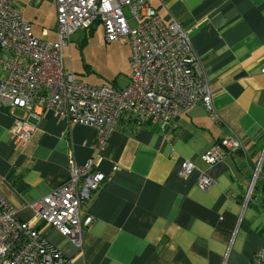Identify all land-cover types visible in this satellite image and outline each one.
Segmentation results:
<instances>
[{
	"label": "crops",
	"instance_id": "0c3cea01",
	"mask_svg": "<svg viewBox=\"0 0 264 264\" xmlns=\"http://www.w3.org/2000/svg\"><path fill=\"white\" fill-rule=\"evenodd\" d=\"M148 2L165 24L175 18L184 27L211 89L215 118L197 104L176 128L168 122L132 127L119 119L95 161L106 179L82 208V218L93 217L82 246L42 222L36 227L72 264H253L263 242L264 182L254 183L246 201L244 165L252 171L264 166V0ZM31 4L56 21L55 0ZM41 34L56 39L43 26ZM14 123L0 108V194L20 219L34 221L29 203L67 179L70 153L78 164L92 155L95 128L47 109L21 144L10 135ZM228 133L243 147L205 163L201 155ZM184 159L195 170L179 177ZM201 174L213 180L206 189L199 187Z\"/></svg>",
	"mask_w": 264,
	"mask_h": 264
},
{
	"label": "built area",
	"instance_id": "2783aa9c",
	"mask_svg": "<svg viewBox=\"0 0 264 264\" xmlns=\"http://www.w3.org/2000/svg\"><path fill=\"white\" fill-rule=\"evenodd\" d=\"M56 40L33 35L31 24L10 0H0V108L15 119L9 129L14 141L26 144L44 110L70 122L95 128L93 153L82 164L68 155L69 175L56 188L29 203L34 221L19 218L17 210L0 194V264H72L36 227V221L57 230L79 248L91 215L82 208L98 191L106 176L95 168L108 137L119 119L134 126L175 122L189 107L200 104L215 118L212 92L202 73L182 24L172 18L165 24L148 0H55ZM102 23L106 41L128 37L131 55L127 83L123 87L90 84L75 79L64 66L63 47L78 29ZM264 72V68L261 69ZM23 114H15V109ZM243 147L235 133L223 136L201 159L208 164ZM257 163L245 196L250 198ZM195 170L192 161L181 160L177 175ZM199 176L202 189L212 184ZM262 245L253 253V264H264Z\"/></svg>",
	"mask_w": 264,
	"mask_h": 264
},
{
	"label": "rangeland",
	"instance_id": "374dc122",
	"mask_svg": "<svg viewBox=\"0 0 264 264\" xmlns=\"http://www.w3.org/2000/svg\"><path fill=\"white\" fill-rule=\"evenodd\" d=\"M10 1L17 9L23 12L27 21H31L35 36L39 38L43 37L41 34L43 26L48 29V37L51 40L57 38L56 21L53 19L52 12L47 13L44 8L37 10L31 4L35 0ZM36 16H44L45 18ZM130 55L129 38L106 41L102 23L99 21L93 23L88 28L78 29L72 34L70 45L63 47L65 69H72L75 79L96 85L108 84L114 87H123L127 83V75L130 71ZM258 158L255 162L258 161ZM245 166L250 182L253 171L248 165L245 164ZM261 167L260 176L257 177L255 182V185L258 187L264 182L263 164ZM253 190L254 187L252 188Z\"/></svg>",
	"mask_w": 264,
	"mask_h": 264
},
{
	"label": "trees",
	"instance_id": "16d2710c",
	"mask_svg": "<svg viewBox=\"0 0 264 264\" xmlns=\"http://www.w3.org/2000/svg\"><path fill=\"white\" fill-rule=\"evenodd\" d=\"M95 22H97V21H95ZM94 22V23H95ZM90 26H92V24L90 25ZM89 26V27H90ZM88 28V27H87ZM128 125H130V126H132V127H137V126H134V124L131 122V121H125ZM168 123H170V125L172 126V124L171 123H173V122H168ZM146 126H150V125H146ZM175 128H176V125L174 126ZM168 130H171V131H174L175 129H172V128H169ZM261 234H264V227L262 228V230H261Z\"/></svg>",
	"mask_w": 264,
	"mask_h": 264
},
{
	"label": "bare ground",
	"instance_id": "6f19581e",
	"mask_svg": "<svg viewBox=\"0 0 264 264\" xmlns=\"http://www.w3.org/2000/svg\"><path fill=\"white\" fill-rule=\"evenodd\" d=\"M255 179L253 180V183H254Z\"/></svg>",
	"mask_w": 264,
	"mask_h": 264
}]
</instances>
